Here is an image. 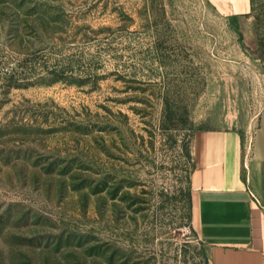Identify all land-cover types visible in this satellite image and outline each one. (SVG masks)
Masks as SVG:
<instances>
[{"label":"rangeland","instance_id":"rangeland-1","mask_svg":"<svg viewBox=\"0 0 264 264\" xmlns=\"http://www.w3.org/2000/svg\"><path fill=\"white\" fill-rule=\"evenodd\" d=\"M234 15L0 0V264H205L190 137L264 115V0Z\"/></svg>","mask_w":264,"mask_h":264},{"label":"crops","instance_id":"crops-1","mask_svg":"<svg viewBox=\"0 0 264 264\" xmlns=\"http://www.w3.org/2000/svg\"><path fill=\"white\" fill-rule=\"evenodd\" d=\"M218 2L234 16L250 5ZM259 123L248 153L243 144L251 124L197 129L190 137L191 227L205 264H264V115Z\"/></svg>","mask_w":264,"mask_h":264},{"label":"built area","instance_id":"built-area-1","mask_svg":"<svg viewBox=\"0 0 264 264\" xmlns=\"http://www.w3.org/2000/svg\"><path fill=\"white\" fill-rule=\"evenodd\" d=\"M250 144H251V137L250 136H245L244 137V144H243V146H244V151L246 152V153H248V151H249V149H250ZM191 228H190V226H185L184 228H183V230H182V235L183 236H186L187 234H189L191 231Z\"/></svg>","mask_w":264,"mask_h":264},{"label":"trees","instance_id":"trees-1","mask_svg":"<svg viewBox=\"0 0 264 264\" xmlns=\"http://www.w3.org/2000/svg\"><path fill=\"white\" fill-rule=\"evenodd\" d=\"M250 7L249 8H251V0H250V5H249ZM237 16H234V18H236ZM188 157H189V152H188Z\"/></svg>","mask_w":264,"mask_h":264}]
</instances>
